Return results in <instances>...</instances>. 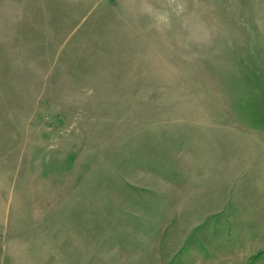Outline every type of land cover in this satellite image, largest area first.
Instances as JSON below:
<instances>
[{
  "label": "rangeland",
  "instance_id": "1",
  "mask_svg": "<svg viewBox=\"0 0 264 264\" xmlns=\"http://www.w3.org/2000/svg\"><path fill=\"white\" fill-rule=\"evenodd\" d=\"M0 264H264V0H0Z\"/></svg>",
  "mask_w": 264,
  "mask_h": 264
}]
</instances>
